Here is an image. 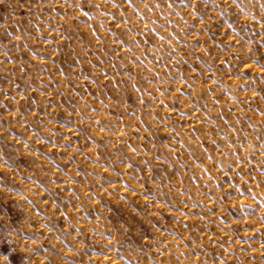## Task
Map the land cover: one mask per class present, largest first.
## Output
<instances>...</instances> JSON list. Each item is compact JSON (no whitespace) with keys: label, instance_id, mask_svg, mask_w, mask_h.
<instances>
[{"label":"rangeland","instance_id":"1","mask_svg":"<svg viewBox=\"0 0 264 264\" xmlns=\"http://www.w3.org/2000/svg\"><path fill=\"white\" fill-rule=\"evenodd\" d=\"M0 264H264V0H0Z\"/></svg>","mask_w":264,"mask_h":264}]
</instances>
